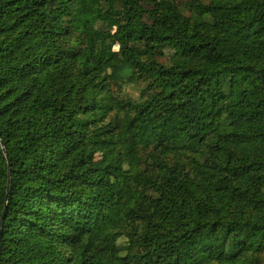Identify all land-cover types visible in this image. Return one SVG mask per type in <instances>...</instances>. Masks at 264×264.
<instances>
[{
    "label": "trees",
    "instance_id": "obj_1",
    "mask_svg": "<svg viewBox=\"0 0 264 264\" xmlns=\"http://www.w3.org/2000/svg\"><path fill=\"white\" fill-rule=\"evenodd\" d=\"M0 264H264V0H0Z\"/></svg>",
    "mask_w": 264,
    "mask_h": 264
},
{
    "label": "rangeland",
    "instance_id": "obj_2",
    "mask_svg": "<svg viewBox=\"0 0 264 264\" xmlns=\"http://www.w3.org/2000/svg\"><path fill=\"white\" fill-rule=\"evenodd\" d=\"M176 125V124H175ZM173 132H174V135L178 138L180 137H183L184 136V133L183 131H181L177 126H173Z\"/></svg>",
    "mask_w": 264,
    "mask_h": 264
},
{
    "label": "water",
    "instance_id": "obj_3",
    "mask_svg": "<svg viewBox=\"0 0 264 264\" xmlns=\"http://www.w3.org/2000/svg\"><path fill=\"white\" fill-rule=\"evenodd\" d=\"M10 182V181H9ZM8 197H7V199H6V201H8ZM5 213H6V209H5V212H4V215H3V218H2V220H1V223L3 222V220H4V217H5Z\"/></svg>",
    "mask_w": 264,
    "mask_h": 264
}]
</instances>
